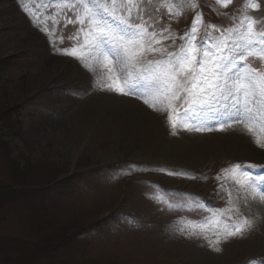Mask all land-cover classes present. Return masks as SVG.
I'll list each match as a JSON object with an SVG mask.
<instances>
[{
	"label": "rangeland",
	"instance_id": "374dc122",
	"mask_svg": "<svg viewBox=\"0 0 264 264\" xmlns=\"http://www.w3.org/2000/svg\"><path fill=\"white\" fill-rule=\"evenodd\" d=\"M245 2L190 0L171 15L149 4L175 38L163 39L157 25L155 46L173 50L197 13L217 29L238 23L242 11L264 21V0L254 10ZM56 11L53 0H0V264H264V207L249 202L255 226L244 238L225 241L223 227L201 220L210 215L203 205L227 215V192L235 198V179H246L235 165L264 171L256 143L264 134L221 128L219 106L173 128L151 97L146 104L102 88L107 62L85 67L63 54L75 43L63 37L80 25L67 23L71 12L54 24ZM247 62L264 69L260 59ZM217 235L220 251L209 246Z\"/></svg>",
	"mask_w": 264,
	"mask_h": 264
},
{
	"label": "snow or ice",
	"instance_id": "6c2138e0",
	"mask_svg": "<svg viewBox=\"0 0 264 264\" xmlns=\"http://www.w3.org/2000/svg\"><path fill=\"white\" fill-rule=\"evenodd\" d=\"M53 2L57 5V11L52 16L54 24L61 23L58 16H67L71 12L67 23L80 25L75 33L63 37L75 42L71 48L63 49V54L77 58L85 67H89L92 61L97 65L107 62L105 71L109 74V82L102 88L143 98L146 104L149 103L148 97H151L150 106L163 105L161 110L168 111L169 123L173 128L181 122L185 126L189 121L195 123L193 118L198 112H217L223 108L221 115L227 119L221 128L224 124H243L250 133L264 134V69H257L247 62L249 57L264 61V21L258 23L256 17L242 11L238 23L232 22L226 28L217 29L216 25L204 27L203 17L197 13L190 29L179 37L181 43L168 50L167 47L155 46L160 43L156 31L158 21L148 13L147 6L157 4L153 11L166 6L171 15L175 14L172 12L173 6L183 12L190 0ZM217 2L227 8L232 0ZM244 7L258 9L260 3L246 0ZM158 26L159 35L175 44V38L170 33L165 35L169 30L163 25ZM202 28L204 30L201 32ZM209 28L217 29L220 35L215 36ZM156 53L160 57L151 58ZM173 113L178 119H174ZM195 130L199 131L200 128L196 127ZM256 143L264 147L259 135ZM253 167L257 166H234L246 179L243 183L235 179L234 182L241 185L235 198L231 191L227 192V215L225 209L202 206L210 213L201 218L203 224L215 221L217 229L223 227L225 241L237 236L244 238L254 228L250 201L264 207V188L259 186L264 184V177H253L247 171ZM226 171L222 169V172ZM217 180H221V176L218 175ZM240 192L244 195L241 196ZM191 224L198 227L200 221H191ZM195 234L194 231L189 233ZM220 243V236L217 235L214 241H209V246L220 251Z\"/></svg>",
	"mask_w": 264,
	"mask_h": 264
},
{
	"label": "trees",
	"instance_id": "16d2710c",
	"mask_svg": "<svg viewBox=\"0 0 264 264\" xmlns=\"http://www.w3.org/2000/svg\"><path fill=\"white\" fill-rule=\"evenodd\" d=\"M50 183V182H49ZM32 254V253H31ZM18 259H20L19 257H17ZM19 263V261H16L15 262V260H14V264H18Z\"/></svg>",
	"mask_w": 264,
	"mask_h": 264
}]
</instances>
